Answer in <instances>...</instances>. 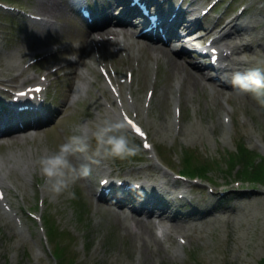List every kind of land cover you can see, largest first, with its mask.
Masks as SVG:
<instances>
[{
  "label": "rangeland",
  "instance_id": "1",
  "mask_svg": "<svg viewBox=\"0 0 264 264\" xmlns=\"http://www.w3.org/2000/svg\"><path fill=\"white\" fill-rule=\"evenodd\" d=\"M5 1L54 17L57 23L55 25H41L32 21L29 23L23 14H14V16L0 8V74L5 63L8 64L11 62L10 60L17 57L22 64L31 51L38 46L41 48L49 43L67 42L71 43L73 50L78 53L83 51L87 42L88 27L71 9L68 0H58L62 7L58 14L50 10L46 0ZM237 1L243 2V0ZM245 1V6H252L246 19H260V27L263 31L264 0ZM249 28V34L253 33L255 37H261L262 34L254 31L252 26ZM262 41H264V37L258 43L260 47L255 46V52L252 55L248 54V57L255 59L252 62L254 67L264 68ZM257 57L260 58L256 59ZM56 59L60 61L61 58L60 56L53 57V61L39 64V67L48 69L56 62ZM145 60L144 58L141 62L138 72L140 85L136 89L137 98L142 103L146 101L144 96L150 82L151 72L149 66L145 65ZM16 70V68L12 70V75L17 73ZM174 79L173 70L162 64L150 113L147 115L145 111L142 115L147 131L149 130V138L155 143L162 161L174 167L171 171L173 176L176 171H180L185 166L184 160L188 156L192 161L194 160L197 166L206 165L208 171L203 174L204 177L200 180L201 184L199 183L197 187L208 188V190L209 187H212L217 192L212 196L214 199L223 196L228 201L223 207L214 210L217 213L211 216V221L224 216H229L232 220L219 222L214 229L208 228L209 225L206 224L201 230L199 227L205 221L206 215L198 218L194 214L183 215L181 221L184 226L181 230L183 234L188 233L189 235L185 236L187 244L184 249H178V244L181 243L173 236L167 238L166 242L164 241L166 247L158 240L148 239L143 244L144 240L140 236H134L128 232L121 220L108 217L103 214L102 210L93 206L91 198L83 190V177L71 186L74 195H69L68 190L57 194L50 193L41 186L42 179L39 180L40 183L37 182V179L28 181L20 172L22 163H30L41 152L54 149L71 135H80L82 119L87 116L85 114L87 110H84L83 113L81 109L70 107L61 109L60 116L55 118L47 129L38 130L33 139H22L23 137H21L6 140V143L3 144L6 147L3 152L0 151L3 156L8 153V149L14 151L19 149L18 147H21L24 152L20 158L19 155L9 154L8 156L9 163L15 164V172L11 176L19 185L15 188L17 191H13L10 197H15L14 204L23 210L24 215H27V208L40 213L41 207L38 209L37 206L44 197L46 198L44 217L50 228L48 233L51 243L48 244L38 229L33 228L32 225L30 230L33 232V237H30L27 231L25 232L27 236L15 232L13 223L3 216L2 208H0V264H58L49 251L51 247H54L56 251L58 245L67 248L71 255L64 254L63 251H67L64 248H57L62 264H74V262L75 264H259L262 262L261 259L264 257V217L256 218L253 222L250 220L248 212L234 211L231 207L236 202L243 204L242 201H238L244 196L243 192H256L249 195L248 198L251 199V203L258 202L260 206L262 204L264 206L263 185L254 183L252 179L250 182L242 181V183L236 184L238 178H254L253 174L257 170V165L254 162L256 156H253L247 166L250 171L241 174V171L245 170L247 162L246 159L239 156L240 148L249 147L257 152L256 155H261L264 158V97H257L251 92L240 94L230 91V94H227L228 100L225 98L226 95L218 97L200 85H197L196 90L192 86L185 87L180 126L184 125L187 130L182 129L180 133H177L176 125L173 131L174 102L170 98H163L161 94L162 87H165V90L169 89ZM18 82L11 84L16 85ZM69 83V78L60 80L57 103L59 106L61 103V108L63 107L61 100ZM228 109L229 112L226 111ZM107 113L118 114L119 106H115L112 112L104 111L102 113L109 118ZM227 113L232 117V120L225 121ZM91 117L93 123L88 120V125L91 126L89 127L90 134L87 135L91 140L87 144L92 152L91 155H95L96 141L91 133L98 120L96 119L97 115ZM165 118L170 122V127L163 131H157L152 123ZM150 121H152V126L149 124ZM229 122L231 124L227 126L226 123ZM125 131L129 134L130 140L141 146L136 137L131 135L127 129ZM164 131L170 135L163 134ZM31 148L32 151H30ZM147 152L141 146L140 151L135 155L124 158L105 157V159L111 168L115 167L114 165H120L123 173L126 174L128 169L134 165H147L152 161L147 157ZM76 153H81V151ZM154 169L156 168L151 167L150 173ZM38 175L40 176L39 173ZM170 186L175 188V185ZM244 199H247L246 196ZM210 206V204H204L206 208ZM262 212L264 214V208ZM48 219L52 220L51 224ZM54 230H56L57 238L53 236Z\"/></svg>",
  "mask_w": 264,
  "mask_h": 264
},
{
  "label": "clouds",
  "instance_id": "2",
  "mask_svg": "<svg viewBox=\"0 0 264 264\" xmlns=\"http://www.w3.org/2000/svg\"><path fill=\"white\" fill-rule=\"evenodd\" d=\"M221 78L227 80L223 73ZM227 82L236 92H251L257 97H264V68L252 67L243 72L233 71L231 79ZM73 95L75 96L76 93ZM126 128V122L122 119L108 117L99 119L91 133L96 141L95 155L124 158L137 154L141 146L130 140ZM87 147L86 138L74 134L60 142L54 149L37 155L33 163L42 177L41 186L53 194L68 190L69 195H74L71 186L81 177L89 174L90 166L87 163L74 161L73 154ZM162 229L163 225H158V231Z\"/></svg>",
  "mask_w": 264,
  "mask_h": 264
},
{
  "label": "bare ground",
  "instance_id": "3",
  "mask_svg": "<svg viewBox=\"0 0 264 264\" xmlns=\"http://www.w3.org/2000/svg\"><path fill=\"white\" fill-rule=\"evenodd\" d=\"M46 1H47V3H49V8H50V10L52 12L58 14L60 12V10L62 9V7H61L60 3L58 2V0H46ZM109 6L110 7H114L115 5L111 4ZM106 11H108V10H106ZM230 21H231L230 22L231 28L222 27L221 29H219V31H221L220 33L223 36L225 31H228L230 29L231 30L239 29V31L238 30H234V32L237 33L236 36H237V38H239V41L236 42L235 44H232V43L228 42V44H229L230 47H232L231 49H232V51L235 54L232 57L234 59L238 58L241 62H244L245 58H241V57H243L245 55V53L248 52L249 55H252L255 52L254 51L255 46H259L260 47V45L258 43H260L259 42L260 39L264 37V34H263L264 30L261 31V27H260V24H261L260 21L261 20L260 19H255L254 21L253 20L252 21L251 20H247L246 21L248 23V25H253L254 31H256L259 34H262L261 37L254 38V36H253V39L247 37L246 33H244V28H242V27H240L238 25L239 22H240V17H235V18L231 19ZM178 23L183 24L182 21H178ZM249 27H251V26H249ZM220 38L222 39V37H220ZM262 45L264 47V41H262ZM121 50L122 51H127V54L129 56H133L136 59L140 58L139 54L136 53L135 49H131V48H128V47L124 46ZM12 56L14 57V55H12ZM13 57H11V58H13ZM163 58L166 61H168V63L172 64V70L178 71L177 68H180V70H181V67L177 63L178 60L175 59L176 57H172V56L166 54V55H164ZM14 59H16V58H14ZM16 66H17L16 65V61L15 62L14 61L13 62L12 61L8 62V64L5 63V67H6L7 70L10 69V68H14ZM2 72H4V74H2V75H5L6 77L9 76V72H6L5 69H2ZM187 79H189L190 82H189V84H185V86L187 88H190L192 86L193 89L196 90L197 89V84H199V82H197L196 77L193 76L192 74H189V75L187 74ZM122 85L123 86L120 87V95H119L121 97V99H122V105L128 110L131 109V110H136L138 112H143L144 113V111H146V109H147V106L145 105V103H142L140 101V99H138L137 97H134L133 100L127 99L126 98L127 96L125 97V90H128V88H130V92H132L131 86L129 84H122ZM161 94H162L163 98L171 97V90L170 89H166L165 90V87H162ZM90 96H94V94L90 93ZM146 97H147V94H146ZM151 123H152V121H150V123H149L150 126H152ZM152 124L155 125L157 131H163V130H166L167 127H170V122L166 118L161 120V121H154ZM175 124H174V121H173V131H174V128H175ZM181 129L187 130V128L184 127V125L181 126ZM166 133H167L166 131L163 132V134H166ZM166 135H170V134H166ZM98 158L100 159V160H97V165L99 166L101 164V162H100L101 161V157H98ZM152 158H153V162H152L153 165L152 166L154 168H156V169H154V172L160 171V172H157V176H152L151 174L148 176V178H150L152 180L153 186L155 187L157 185H161L162 184L161 179H169L167 181L165 180L164 184L170 183V181L172 179L169 177V175L171 176V174L167 170H164L159 163H157L156 158L154 156ZM133 169L139 174L147 173L148 169H149V165H143L142 167L137 166V167H135ZM132 170H129L128 172H132ZM161 170H164V172L163 171L161 172ZM253 193H256V192H248V193L243 192V195L246 196L247 199H244V196H242L241 199L238 200V201H242L241 203H243V204H238L236 202V204H234L231 208H233L234 211H240V212H244L245 211V212H248V216L250 217V220H253V222H254L256 218H259V217H262V216L264 217V214L262 212V209L264 208V206H263V204L260 206L258 202H255L254 204L251 203V199H249L248 196L252 195ZM229 198L231 199V197H229ZM237 198L239 199V196ZM100 202L104 205V207L111 206V204H112V203H110V198L108 200L103 195L100 197ZM119 202H120V200H119ZM119 213L124 215L125 217L126 216L128 217L129 214H130L128 208L125 207V206H122L120 208V212ZM114 214H117V213H114ZM212 215H215L214 211H211L210 213H208V215H206L204 217L205 221L201 223L202 225L200 224L199 229L202 230V228L206 224L209 225L208 228L212 227L211 229H214L216 227L217 223H219V222L220 223L229 222L230 220H232L229 216H224L222 218H217V219H214V220L211 221V216ZM8 217H10V216H8ZM125 220L126 219H124V220L122 219V225L124 226V228H129L130 225ZM237 220L239 221V219H237ZM149 226H141V228L139 230V231H141V234H133L134 236H140L141 239L144 240V241H142L143 244H145L146 240H148V239L149 240H154L153 239V236H154L153 234L154 233L152 234V230L150 229ZM183 226H184L183 223H179V225L177 226L178 227L177 231L181 232V228ZM13 227H15V226L13 225ZM14 231L15 232L17 231L16 228H15ZM209 231H210V229H209ZM159 246H161V245H159ZM165 247H166V245H165Z\"/></svg>",
  "mask_w": 264,
  "mask_h": 264
},
{
  "label": "trees",
  "instance_id": "4",
  "mask_svg": "<svg viewBox=\"0 0 264 264\" xmlns=\"http://www.w3.org/2000/svg\"><path fill=\"white\" fill-rule=\"evenodd\" d=\"M253 157V154L252 153H244V157L246 159V162L249 164L251 162V159ZM245 173L248 172V168H247V165L245 167V170H244ZM242 172V173H244ZM264 175V172H263V165L262 163L258 166L256 172L253 174V176H255L256 178H260V177H263Z\"/></svg>",
  "mask_w": 264,
  "mask_h": 264
},
{
  "label": "snow or ice",
  "instance_id": "5",
  "mask_svg": "<svg viewBox=\"0 0 264 264\" xmlns=\"http://www.w3.org/2000/svg\"><path fill=\"white\" fill-rule=\"evenodd\" d=\"M137 131H139V129L137 128Z\"/></svg>",
  "mask_w": 264,
  "mask_h": 264
}]
</instances>
